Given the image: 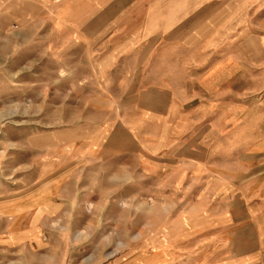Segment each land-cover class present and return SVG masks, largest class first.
<instances>
[{
	"label": "crops",
	"instance_id": "1",
	"mask_svg": "<svg viewBox=\"0 0 264 264\" xmlns=\"http://www.w3.org/2000/svg\"><path fill=\"white\" fill-rule=\"evenodd\" d=\"M221 8L220 0H0V62L13 64L30 31L43 47L68 40L67 56L48 57L67 66L59 70L52 109L60 128L51 140L61 159L67 153L68 173L118 183L141 174L167 183L195 177L211 190L201 217H263L264 264V165L251 164L264 154V132L237 140L236 87L244 79L236 57H225L221 69L213 48ZM78 43L86 46L84 69L71 54ZM45 140V133L33 137L40 153ZM237 172L249 175L245 182L235 181Z\"/></svg>",
	"mask_w": 264,
	"mask_h": 264
},
{
	"label": "rangeland",
	"instance_id": "2",
	"mask_svg": "<svg viewBox=\"0 0 264 264\" xmlns=\"http://www.w3.org/2000/svg\"><path fill=\"white\" fill-rule=\"evenodd\" d=\"M220 2L213 48L221 69L235 56L244 79L236 87L237 140L257 139L264 132V0ZM30 32L13 64L0 62V264H261L263 217H201L211 190L204 193L195 177L167 183L141 174L118 183L107 174L68 173L67 153L61 159L51 140L60 128L52 109L59 70L67 66L48 57L67 56L70 45L43 47ZM85 52L84 43L71 48L80 69ZM38 132L46 135L43 153L32 141ZM262 155L251 164L264 165ZM248 176L233 178L241 184Z\"/></svg>",
	"mask_w": 264,
	"mask_h": 264
}]
</instances>
